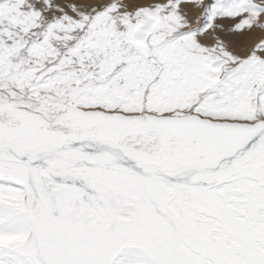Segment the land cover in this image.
I'll use <instances>...</instances> for the list:
<instances>
[{
    "label": "snow or ice",
    "instance_id": "obj_1",
    "mask_svg": "<svg viewBox=\"0 0 264 264\" xmlns=\"http://www.w3.org/2000/svg\"><path fill=\"white\" fill-rule=\"evenodd\" d=\"M0 264H264V0H0Z\"/></svg>",
    "mask_w": 264,
    "mask_h": 264
}]
</instances>
